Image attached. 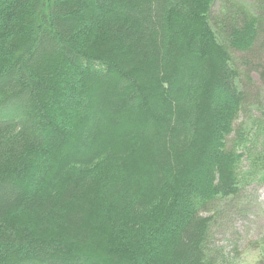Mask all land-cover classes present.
I'll list each match as a JSON object with an SVG mask.
<instances>
[{"label": "trees", "instance_id": "trees-1", "mask_svg": "<svg viewBox=\"0 0 264 264\" xmlns=\"http://www.w3.org/2000/svg\"><path fill=\"white\" fill-rule=\"evenodd\" d=\"M216 1L0 0V264L222 263L264 183V0Z\"/></svg>", "mask_w": 264, "mask_h": 264}, {"label": "rangeland", "instance_id": "rangeland-1", "mask_svg": "<svg viewBox=\"0 0 264 264\" xmlns=\"http://www.w3.org/2000/svg\"><path fill=\"white\" fill-rule=\"evenodd\" d=\"M239 1L249 3V0ZM220 2L216 1L214 11ZM227 202L221 210L222 218L212 231L221 264H261L264 262V183L250 185L237 201Z\"/></svg>", "mask_w": 264, "mask_h": 264}]
</instances>
